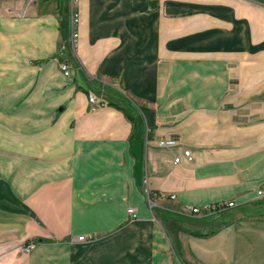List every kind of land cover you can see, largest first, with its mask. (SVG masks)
Wrapping results in <instances>:
<instances>
[{"label":"crops","instance_id":"0c3cea01","mask_svg":"<svg viewBox=\"0 0 264 264\" xmlns=\"http://www.w3.org/2000/svg\"><path fill=\"white\" fill-rule=\"evenodd\" d=\"M77 11L0 0L1 262L264 264V0Z\"/></svg>","mask_w":264,"mask_h":264},{"label":"built area","instance_id":"2783aa9c","mask_svg":"<svg viewBox=\"0 0 264 264\" xmlns=\"http://www.w3.org/2000/svg\"><path fill=\"white\" fill-rule=\"evenodd\" d=\"M37 1L38 0H25L26 5H33ZM77 2L78 0H68L69 12H68V19H67V29L69 32V38H68L67 46L71 49H74L77 38H78L77 25L79 21V16H78V11H77ZM63 48L64 47L62 46L60 49H63ZM60 69L64 75H67L68 73L67 64H62L60 66ZM87 101L92 111L96 110L101 105V101L92 92L87 93ZM155 144L159 148L172 149V148L177 147L178 143L174 139L159 138L156 140ZM182 159H185L187 161L191 159V152L188 149H181L180 152H176V154H174L172 158V163L179 164L182 161ZM258 194L262 195L263 191L259 190ZM233 205L234 203L232 201H225V202H220V203H216L213 205H209L204 208L186 207L184 211L186 213L196 215L201 212L216 211L218 209L229 208V207H232ZM127 213L129 214V216L134 217V210L132 208H127ZM91 238H92V235H78L76 237H72L70 241H86V240H90ZM33 247H34L33 243L31 242L26 243L25 245L20 247V252L29 253L33 249Z\"/></svg>","mask_w":264,"mask_h":264},{"label":"rangeland","instance_id":"374dc122","mask_svg":"<svg viewBox=\"0 0 264 264\" xmlns=\"http://www.w3.org/2000/svg\"><path fill=\"white\" fill-rule=\"evenodd\" d=\"M93 238H91L90 240H92ZM33 243L34 244V247L35 248L37 246V243H39L37 240H28V241H24L20 246H23L25 245L26 243ZM19 254V253H18ZM29 253H20L19 254V257L17 259H15L14 262H10V263H3L1 262L0 260V264H29ZM1 259V258H0Z\"/></svg>","mask_w":264,"mask_h":264},{"label":"trees","instance_id":"16d2710c","mask_svg":"<svg viewBox=\"0 0 264 264\" xmlns=\"http://www.w3.org/2000/svg\"><path fill=\"white\" fill-rule=\"evenodd\" d=\"M151 4L154 5L153 1H151Z\"/></svg>","mask_w":264,"mask_h":264}]
</instances>
